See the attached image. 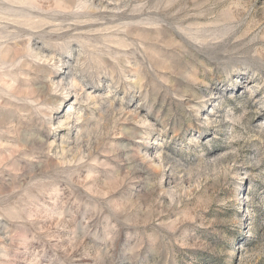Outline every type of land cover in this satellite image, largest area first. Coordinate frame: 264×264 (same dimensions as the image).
Here are the masks:
<instances>
[{
    "label": "clouds",
    "instance_id": "clouds-1",
    "mask_svg": "<svg viewBox=\"0 0 264 264\" xmlns=\"http://www.w3.org/2000/svg\"><path fill=\"white\" fill-rule=\"evenodd\" d=\"M0 264H264V0H0Z\"/></svg>",
    "mask_w": 264,
    "mask_h": 264
},
{
    "label": "rangeland",
    "instance_id": "rangeland-1",
    "mask_svg": "<svg viewBox=\"0 0 264 264\" xmlns=\"http://www.w3.org/2000/svg\"><path fill=\"white\" fill-rule=\"evenodd\" d=\"M211 219V218H210Z\"/></svg>",
    "mask_w": 264,
    "mask_h": 264
}]
</instances>
